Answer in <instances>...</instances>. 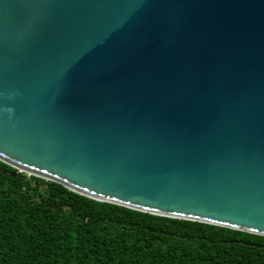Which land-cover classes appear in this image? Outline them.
I'll use <instances>...</instances> for the list:
<instances>
[{
  "label": "water",
  "instance_id": "95a60500",
  "mask_svg": "<svg viewBox=\"0 0 264 264\" xmlns=\"http://www.w3.org/2000/svg\"><path fill=\"white\" fill-rule=\"evenodd\" d=\"M0 161L264 237V0H0Z\"/></svg>",
  "mask_w": 264,
  "mask_h": 264
},
{
  "label": "trees",
  "instance_id": "16d2710c",
  "mask_svg": "<svg viewBox=\"0 0 264 264\" xmlns=\"http://www.w3.org/2000/svg\"><path fill=\"white\" fill-rule=\"evenodd\" d=\"M0 161V264H264V237L99 202Z\"/></svg>",
  "mask_w": 264,
  "mask_h": 264
}]
</instances>
